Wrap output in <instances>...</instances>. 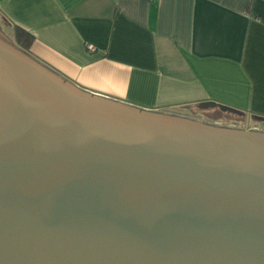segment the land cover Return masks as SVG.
<instances>
[{
    "label": "water",
    "instance_id": "water-1",
    "mask_svg": "<svg viewBox=\"0 0 264 264\" xmlns=\"http://www.w3.org/2000/svg\"><path fill=\"white\" fill-rule=\"evenodd\" d=\"M0 264H264V131L88 94L0 30Z\"/></svg>",
    "mask_w": 264,
    "mask_h": 264
},
{
    "label": "crops",
    "instance_id": "crops-1",
    "mask_svg": "<svg viewBox=\"0 0 264 264\" xmlns=\"http://www.w3.org/2000/svg\"><path fill=\"white\" fill-rule=\"evenodd\" d=\"M0 16L16 48L19 27L34 37L19 50L83 92L264 125V0H0Z\"/></svg>",
    "mask_w": 264,
    "mask_h": 264
},
{
    "label": "trees",
    "instance_id": "trees-1",
    "mask_svg": "<svg viewBox=\"0 0 264 264\" xmlns=\"http://www.w3.org/2000/svg\"><path fill=\"white\" fill-rule=\"evenodd\" d=\"M14 39H15V43L17 45V47H19V49L23 50V51H28L34 41V37L29 34L27 31L19 28V27H15L14 29ZM217 111L219 113H222L224 112V114L228 115V113L230 114H239V113H242V112H238V113H231V112H228V111H224V110H220V108L217 109ZM228 122L229 124H233V125H237V120H228L226 121Z\"/></svg>",
    "mask_w": 264,
    "mask_h": 264
},
{
    "label": "rangeland",
    "instance_id": "rangeland-1",
    "mask_svg": "<svg viewBox=\"0 0 264 264\" xmlns=\"http://www.w3.org/2000/svg\"><path fill=\"white\" fill-rule=\"evenodd\" d=\"M0 30L6 35V37L8 38V40L12 43V47L14 46V44H13V36H12V34H11V31H10V29L8 28V25H7V23L2 19V17L0 16ZM15 47V46H14ZM16 48V47H15ZM21 51V50H20ZM23 52V51H22ZM220 123V122H219ZM227 122H226V119H223V122H221L220 124H222V125H233V124H226ZM233 126H237V127H239V128H242V129H250V128H247V126L245 127V126H238V125H233ZM258 127H261V131H264V125L262 124H260V126H258Z\"/></svg>",
    "mask_w": 264,
    "mask_h": 264
},
{
    "label": "flooded vegetation",
    "instance_id": "flooded-vegetation-1",
    "mask_svg": "<svg viewBox=\"0 0 264 264\" xmlns=\"http://www.w3.org/2000/svg\"><path fill=\"white\" fill-rule=\"evenodd\" d=\"M203 117H205L204 119H206V120H208L209 119V122H212L213 120V116L212 115H210V114H206V115H203V116H201V119L203 118ZM200 118V117H199Z\"/></svg>",
    "mask_w": 264,
    "mask_h": 264
},
{
    "label": "built area",
    "instance_id": "built-area-1",
    "mask_svg": "<svg viewBox=\"0 0 264 264\" xmlns=\"http://www.w3.org/2000/svg\"><path fill=\"white\" fill-rule=\"evenodd\" d=\"M87 48H88L89 50H94V48H93L92 46H90V45H88Z\"/></svg>",
    "mask_w": 264,
    "mask_h": 264
}]
</instances>
